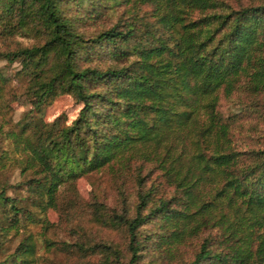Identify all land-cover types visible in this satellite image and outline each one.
Masks as SVG:
<instances>
[{
	"label": "trees",
	"instance_id": "16d2710c",
	"mask_svg": "<svg viewBox=\"0 0 264 264\" xmlns=\"http://www.w3.org/2000/svg\"><path fill=\"white\" fill-rule=\"evenodd\" d=\"M69 1L0 0L1 33L35 29L44 35L39 43L0 50V58L19 60L30 77L27 93L33 106L59 93H70L81 102L69 124L38 126L35 122L34 137L19 136L26 153L22 170L32 173L15 184H0V203L8 206L16 223L24 212L19 196L8 194V186L23 187L42 209L54 207L63 181L111 162L127 168L133 153L152 161L169 181L176 179V188L185 193L190 168L179 175L182 167L176 166L174 157L168 160L160 121L165 126H186L197 120L201 109L209 119H216V92L221 86L231 85L253 62L259 63L254 71L257 82L264 77V0L226 9L222 0H140L152 5L153 23L144 22L142 28L134 21L117 22L92 36L77 29L81 15L65 10ZM103 51L126 62L104 67L88 63ZM193 142L198 143V138ZM147 143L152 148H139ZM160 145H164L162 151ZM239 155V151L223 148L208 154L202 149L195 152L200 172L216 168L223 178L212 206L196 201L190 189L179 203L181 208L172 205L176 195L155 197L156 184L144 186L137 164L133 214H106L95 208L100 219L125 225L129 254L125 264L137 259L142 243L138 229L149 219L159 216L162 227L170 228L165 236L178 237L186 233L185 219L200 214V221L207 220L205 214L214 206L219 208L223 227L220 245L213 246L212 238L205 236L193 257L181 264H264V147L248 149L251 163L237 166ZM247 217L253 221L245 222ZM28 238L18 243L8 264H29L27 256L33 254L34 242ZM75 248L118 252L105 242H75ZM0 264L6 263L0 260Z\"/></svg>",
	"mask_w": 264,
	"mask_h": 264
},
{
	"label": "rangeland",
	"instance_id": "374dc122",
	"mask_svg": "<svg viewBox=\"0 0 264 264\" xmlns=\"http://www.w3.org/2000/svg\"><path fill=\"white\" fill-rule=\"evenodd\" d=\"M222 1L223 9L228 6L237 8L263 2ZM65 4L68 13H80L81 17L77 19L76 26L85 36H92L98 30L117 22L123 24L134 21L138 27H142L144 22L153 23L155 19L152 15V5L140 0H70ZM142 28H139V34ZM43 39V33L35 29L16 31L11 35L0 32V50L39 43ZM124 62L126 60H116L107 51H103L96 52L88 63L104 67ZM256 66L259 67V63L253 62L246 71L237 75L231 85H223L217 90L214 107L216 119H209L206 110L201 109L197 120L186 126L181 127L173 123L165 126L162 121L158 122L159 130L166 138L163 144L169 149L168 160L172 156L177 162L176 166L182 167L179 169V175L185 174V170L190 168L184 182L188 184L187 188L194 193L198 202L203 200L207 201V204H215L213 197L223 178L216 168L200 172V166L194 159L197 150L202 149L206 154L215 148L239 151L240 160L237 166H241L252 162V158L246 156L248 149L264 147V77L261 83L257 82L254 75ZM29 84L30 77L23 70L19 60L10 62L0 58V156L6 155L0 158L5 164H0V184H15L32 173L31 169L22 170L25 163L21 160L25 158L26 153L21 149L22 145H19V136L34 137L35 122H38V126L52 122H56L57 126L69 124L81 106V102L76 101L72 94L59 93L47 99L41 106L35 107L27 93ZM208 125L210 128L201 135L200 130ZM221 126H224L225 130L221 129ZM197 138L198 143L193 142V139ZM148 145L149 143L139 148H145L146 151L152 148L153 144ZM163 146H158V150L162 151ZM126 154L129 155V152ZM133 154L135 155H132L127 168L119 166L117 162H111L75 179L63 181L57 192V203L54 207L42 209L34 197H28L23 187L8 186V194L19 196L18 204L24 214L19 216L16 223L13 221L12 211L0 203V260L8 264L18 243L30 236L27 240L34 242V250L33 254L27 256L29 264H113L116 261L125 264L129 256L125 225L111 223L107 218L100 219L95 208L106 214H133L138 189L135 178L137 164L141 165L144 186L149 183L156 184L153 194L155 197L176 195L172 199V205L181 208L179 203L185 200L188 192V189L185 193L177 189L176 179H166L161 175V169L152 161L142 160L137 153ZM213 208L211 213L205 214L207 220L205 217L200 221V214L185 219L187 227L183 236H165L170 228L162 227L159 216L143 223L138 229L141 249L132 264L187 262L193 257L205 236L212 238L213 246L220 245L223 227L218 218L219 208ZM252 221L253 218L245 219V222ZM252 224L255 229V222ZM63 242L69 245H61ZM75 242H105L113 245L118 252L103 249L79 251L75 248Z\"/></svg>",
	"mask_w": 264,
	"mask_h": 264
}]
</instances>
